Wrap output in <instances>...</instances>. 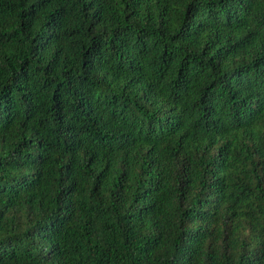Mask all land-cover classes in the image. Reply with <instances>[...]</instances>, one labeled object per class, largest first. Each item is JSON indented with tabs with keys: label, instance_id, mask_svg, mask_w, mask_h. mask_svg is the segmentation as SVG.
<instances>
[{
	"label": "trees",
	"instance_id": "trees-1",
	"mask_svg": "<svg viewBox=\"0 0 264 264\" xmlns=\"http://www.w3.org/2000/svg\"><path fill=\"white\" fill-rule=\"evenodd\" d=\"M0 264H264V0H0Z\"/></svg>",
	"mask_w": 264,
	"mask_h": 264
}]
</instances>
